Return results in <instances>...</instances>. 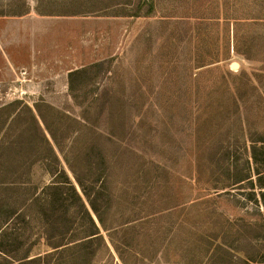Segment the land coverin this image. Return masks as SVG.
I'll list each match as a JSON object with an SVG mask.
<instances>
[{
	"label": "rangeland",
	"instance_id": "rangeland-1",
	"mask_svg": "<svg viewBox=\"0 0 264 264\" xmlns=\"http://www.w3.org/2000/svg\"><path fill=\"white\" fill-rule=\"evenodd\" d=\"M37 105L57 134L70 118L62 152ZM15 138L32 154L0 177V264H264V0H0V142ZM63 151L78 173L98 159L109 231ZM70 228L105 243L71 249Z\"/></svg>",
	"mask_w": 264,
	"mask_h": 264
},
{
	"label": "trees",
	"instance_id": "trees-1",
	"mask_svg": "<svg viewBox=\"0 0 264 264\" xmlns=\"http://www.w3.org/2000/svg\"><path fill=\"white\" fill-rule=\"evenodd\" d=\"M82 72H83V70H81V69L76 70L74 72H71L70 77L72 78L73 76L81 74ZM36 107H37V113H38L41 121L45 124V126L47 128V131L51 134L53 140L57 144V147L62 152V145H61L60 141L61 140L65 141L67 138L71 137V135L73 134L72 133L73 131H71L68 128V127H70L69 125L71 124L69 122L70 118L68 116L64 115L62 112L59 113V116H62L65 120L68 121V126L66 128H64L63 130H61V131L59 130V133L57 134V133H55V131L53 129L50 128V122H48L49 119H48V116L46 114V112H48V113L50 112L51 113L55 109L52 106H49V105H45V107H46L45 109L42 108L43 105H41V106L37 105ZM57 118H59V117H57ZM17 120H15V119L12 120L11 119L9 121L10 122L9 123L10 126L14 127L15 124L17 123ZM74 122H76L77 124H80L81 125V129L83 128V124H81V122H79V120H75ZM78 128H80V126ZM74 132L78 133L79 129H77V130L75 129ZM25 133H27L26 130H25ZM23 135H24V133H23ZM23 139H24V136H23ZM23 141L19 142L16 138L14 139V142H18L20 144V146H18L19 148H16L14 146L15 143L14 144L11 143L10 146L7 147L6 145H4V144H2L0 142V157H1V155H4V153H2V151L4 149H7V151L11 152V154H12L10 159H7L8 162H9V166L12 169H6V170L2 169L3 175L0 176V177H2V180H4V179H17V177H14V176L11 177L12 174L16 173V170L21 168V166L19 164L20 163L19 161L12 160V157H14V154L17 153V150L20 149V152L25 151L26 152V153L24 152L25 154H27L28 152L31 153V146L30 145H27V146L23 145ZM27 143H29V142H27ZM27 149H29V150L26 151ZM85 149L87 151H91L89 146L85 147ZM63 153H65L64 159H65L66 163L68 164L69 168L71 170H73L74 167H73V165L71 163L72 162L71 158H69V156L68 157L66 156V152L63 151ZM83 153L86 154V152H83ZM86 157H87V155H86ZM89 159H90V157H89ZM97 163H98V159L89 160V164H88L86 172H79L78 173L74 169L73 173L75 174V178H76L77 184L79 185L80 189L82 190L83 195L86 197L89 205L91 206V209L93 210V212H94L99 224L101 225V227H103V229L105 231H109V229H111V226L103 218V212L101 211V208L97 205V203H99V201H101V200H99L100 199V193L98 192L97 195H96L95 193H93V190H92L94 187L96 188L97 184L100 181L99 178H96V176H97L96 169L98 167ZM83 171H84V169H83ZM45 189H47L48 193H47L46 198L44 199L43 204H46V205L51 206V207H53L54 205H57V202H60L61 198L66 195L64 193L63 188L59 184H52V185H50V187L45 188ZM95 196H98V198L95 199ZM38 201H39V198L37 196L35 198V200H34V203H36ZM62 201L65 202V200H62ZM49 212L53 213L52 210H50ZM56 214H59L57 216L58 218L56 216H55V219H53V217H49L47 219V221L45 222L46 225H48V227L50 225V229H54L56 227V225L58 224V222H60V224L64 225V221H61V218L64 216L63 210H61V209L56 210L55 211V215ZM59 219H60V221H59ZM58 226H59L60 229L62 228L61 225H58ZM72 231H73V228H70V235L73 233ZM69 238H71V241H69L67 243H64V245L65 244L69 245L70 243H72V245L69 246L71 249L85 248V247L90 246L91 244H93V243H95L97 241H100V240H102L103 242L105 241L103 235H101L100 232L99 233L98 232L94 233L93 235H86L85 237H82V238H79V239H77V238L73 239L72 235ZM56 248H58V247H56ZM68 248H67L66 251H69ZM58 251H59L58 253L63 252L62 250H58Z\"/></svg>",
	"mask_w": 264,
	"mask_h": 264
},
{
	"label": "water",
	"instance_id": "water-1",
	"mask_svg": "<svg viewBox=\"0 0 264 264\" xmlns=\"http://www.w3.org/2000/svg\"><path fill=\"white\" fill-rule=\"evenodd\" d=\"M232 66H233V68H239V64L238 63H234Z\"/></svg>",
	"mask_w": 264,
	"mask_h": 264
}]
</instances>
